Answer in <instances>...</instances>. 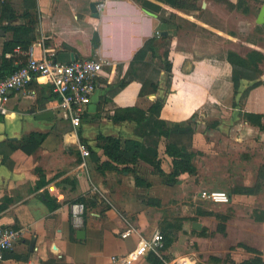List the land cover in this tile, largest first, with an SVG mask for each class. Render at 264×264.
Wrapping results in <instances>:
<instances>
[{"label":"crops","instance_id":"crops-1","mask_svg":"<svg viewBox=\"0 0 264 264\" xmlns=\"http://www.w3.org/2000/svg\"><path fill=\"white\" fill-rule=\"evenodd\" d=\"M92 2H100L97 17ZM263 7L264 0H0L2 25L34 20L30 47L35 57L52 55L65 63L93 57L103 62L100 84L79 127L63 117L58 98L42 79L14 94L9 112L0 114V144L9 153L5 161L0 152V228L21 231L7 251V264H122L113 256L126 255L141 237L155 231L167 237L168 244L133 264H151V252L164 264H239L257 256L264 264V134L253 139L242 133L228 135L227 155L222 156L215 149L216 140L200 132L205 121L195 117L206 116L207 107L224 109L227 92L234 94L229 51L247 57L255 50L264 56V24L258 22ZM160 36L170 43V74L161 72L157 87L153 76L144 78L138 70L130 78L136 53ZM11 39L13 32L0 27V64L4 43ZM15 54L19 58L24 54L20 46ZM260 68L259 79L264 80V58ZM6 70L2 65L0 78L8 75ZM252 83L242 80L238 94ZM158 99L163 100L161 119L188 121L195 128L196 173H183L174 184L165 181L173 170L166 152L168 139L137 134L134 120H113L127 108L148 110ZM243 107L264 113V84L249 92ZM224 124L221 119L210 134ZM32 132L47 134L37 150L10 151L11 142ZM99 134L144 139L147 147L158 139L164 174L144 161L130 164L150 183L146 187L137 186L135 173L122 170L123 165L101 173L91 154L84 158L78 147L79 142L86 143L101 161L107 160L98 145ZM215 190H227L229 202L204 196ZM47 193L57 208L51 210L45 203ZM152 199L160 204H149ZM205 200L224 207L213 210ZM76 202L85 203L78 224L71 211ZM130 228L136 232L122 237Z\"/></svg>","mask_w":264,"mask_h":264},{"label":"trees","instance_id":"trees-1","mask_svg":"<svg viewBox=\"0 0 264 264\" xmlns=\"http://www.w3.org/2000/svg\"><path fill=\"white\" fill-rule=\"evenodd\" d=\"M4 4V3H3ZM8 8V4L4 5V8ZM9 18H14L13 14H9ZM4 16H1L0 27L11 30L13 32V39L7 40L4 43V52L1 57L2 65L7 68V74H11L18 68V61L26 62L28 60L27 51L31 46L33 37L30 34L34 30V20L28 24H10L2 25ZM156 39L147 42L144 47L139 50L131 61V70L128 72L129 77L132 72H136L137 68L135 64L139 61H143L149 50L150 43ZM92 41L94 44L99 42V35L97 32L94 33ZM20 46L24 54L21 58L15 54V48ZM253 52V53H252ZM7 53H13L11 58H7ZM18 58V59H17ZM227 58L231 63L232 70V81L235 87V92L238 94V89L241 85L242 80H249L253 83L250 84L241 94V98L245 99L249 92L255 87L264 84V81L259 79L261 76L260 62L264 56L258 51H251L247 57H242L236 52L229 51ZM17 60V62L15 61ZM16 62V63H15ZM167 74H170L171 64L169 66L165 63ZM125 83H122L124 85ZM163 107V100L158 99L154 102L148 110H144L137 107L127 108L122 113L114 114L113 120H134L137 122L135 132L144 137H151L156 134L158 138L164 136L168 139L166 146V152L173 159V170L170 172L165 181L167 184H174L179 180V177L183 173L195 174L196 166L193 163L194 152L192 151L193 146V135L195 128L188 121L181 123L168 122L159 117L160 111ZM240 115L251 125L257 126L260 130L264 131V113H254L249 111H240ZM47 137L46 133L32 132L24 135L19 141L10 143V151L15 148H22L25 152L31 154L39 148ZM145 140L138 139H127L116 136H105L103 134L98 135V145L103 149L104 154L107 156V160L101 161V158L97 153L91 149V156L97 162V170L104 173L106 170L118 169L119 165H123L122 170H127L135 173V181L137 186H149V182L137 174L134 168L130 164H137L140 161H144L152 166L154 172L164 174L161 166V159L158 154V139L148 142ZM0 152H3L2 144H0ZM4 154V160L6 161L9 157V153ZM260 187V183L257 184V188ZM247 192H254V188H248ZM45 203L51 210L57 208L58 204L56 200L50 195H45ZM149 204L158 205V200H149ZM164 242L168 244L169 240L164 237ZM258 252V251H256ZM149 259L151 264H164L159 254L151 252ZM218 260V259H217ZM263 260L257 256L255 258L244 260L239 264H262Z\"/></svg>","mask_w":264,"mask_h":264},{"label":"built area","instance_id":"built-area-1","mask_svg":"<svg viewBox=\"0 0 264 264\" xmlns=\"http://www.w3.org/2000/svg\"><path fill=\"white\" fill-rule=\"evenodd\" d=\"M160 32H158V35ZM28 60L18 61V68L11 74L0 78V114L9 112V101L14 94L24 91L33 81L44 80L59 100L63 117L70 120L73 126L79 127L82 115L92 101L93 94L99 86L103 72V62L93 57L79 58L71 62H61L52 55L35 57L33 48L26 52ZM82 156L89 157L91 152L86 143L79 142ZM204 196L218 203H227L229 194L223 190L204 192ZM73 220L82 222L85 203L71 205ZM136 229L130 228L121 233L122 237L131 236ZM21 231L14 227L0 228V264H7V251L13 248L20 238ZM164 235L155 231L150 237H141L134 249L126 255L113 256V260L122 264H133L150 251H161L164 248Z\"/></svg>","mask_w":264,"mask_h":264},{"label":"rangeland","instance_id":"rangeland-1","mask_svg":"<svg viewBox=\"0 0 264 264\" xmlns=\"http://www.w3.org/2000/svg\"><path fill=\"white\" fill-rule=\"evenodd\" d=\"M150 50L146 56V58L143 61L137 62L139 65L137 68V72L139 74L146 78V77H154L152 80L154 81V86H158L159 82L161 81L159 79L161 72L163 74H166V68L165 63L169 66V63L172 66V63L168 59L169 56V47L170 43L166 38H163L162 36L158 37V40L152 41L150 43ZM253 53V52H252ZM262 71V70H261ZM171 72V71H170ZM168 76V74H167ZM151 80V81H152ZM171 78L168 77L167 79V85H170ZM264 81V80H263ZM157 82L158 84H155ZM246 99V98H245ZM245 99L241 98L240 94H237L234 92V94L231 95L227 92V105L223 109L221 107L216 108H205L203 111L205 115L203 116L201 114H196L195 117L199 118L201 120H204L205 123L202 124L200 132L204 135H208V138H212L216 140L218 146L215 147L217 151L220 153H223L222 156L227 155V136L228 135H238L239 133L245 134L249 136L250 138H256L260 134H264L262 130H259V128L254 127L253 125L247 124L246 121L244 122V118L240 115V111H244V101ZM208 114V115H207ZM223 120L224 126L215 132L214 135L210 134L211 130L217 129V125L219 124L220 120ZM218 140V141H217ZM238 142H234L236 144ZM220 149V150H219ZM233 149V148H232ZM229 149V151H235ZM203 153V152H202ZM230 152H228L229 154ZM264 154V146H263V152ZM201 162L203 161L200 159ZM222 161V159H220ZM204 167L207 166V164L203 165ZM207 167H210L209 165ZM227 192V190H225ZM207 199V198H206ZM205 203L209 205L213 210H220V208L224 205H217L211 200H205ZM225 207H227V204H225ZM227 209V208H226ZM221 221H224L225 219H220ZM223 225V224H222Z\"/></svg>","mask_w":264,"mask_h":264},{"label":"water","instance_id":"water-1","mask_svg":"<svg viewBox=\"0 0 264 264\" xmlns=\"http://www.w3.org/2000/svg\"><path fill=\"white\" fill-rule=\"evenodd\" d=\"M98 4H100V2H92L91 3V10L93 12V15L94 16H99V12H98ZM258 22L261 23V24H264V7L262 8V11L259 15V19H258ZM80 233L78 232V235ZM34 242H35V237L32 238L31 240V247L33 248V245H34Z\"/></svg>","mask_w":264,"mask_h":264}]
</instances>
